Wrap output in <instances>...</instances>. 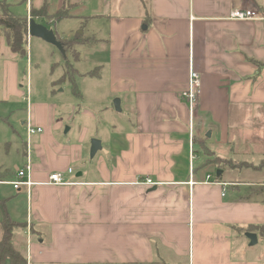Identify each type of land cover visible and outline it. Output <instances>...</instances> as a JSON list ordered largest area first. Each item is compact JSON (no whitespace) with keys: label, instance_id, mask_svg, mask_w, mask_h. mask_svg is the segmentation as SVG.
<instances>
[{"label":"crops","instance_id":"obj_1","mask_svg":"<svg viewBox=\"0 0 264 264\" xmlns=\"http://www.w3.org/2000/svg\"><path fill=\"white\" fill-rule=\"evenodd\" d=\"M27 6L45 8L48 16L68 12L56 22L37 17L42 25L75 19L105 33V57L92 72L76 68V77L100 78L104 70L109 98L121 101L120 112L115 106L109 112L110 152L102 147L87 166L93 134L83 127L63 137L59 102L33 93L32 51L25 76L20 56L1 38L0 106L13 98L27 104L25 118L17 115L24 104L0 110L1 123L26 135L22 167L28 154L33 167V186L18 191L27 206L23 223L34 231L27 264H264V237L248 231L264 225L258 192L264 189V0H29ZM78 6L90 14H72ZM240 9L261 20L229 18ZM64 31L56 34L75 43L76 63L83 61L79 48L101 42ZM191 71L201 77L193 111L183 96ZM28 123L43 130L29 145ZM9 139L4 131L0 145ZM78 164L86 170L65 174L70 185L49 184L50 174ZM18 170L0 166V176L16 180ZM7 212L19 221L12 208ZM247 233L257 235L255 246Z\"/></svg>","mask_w":264,"mask_h":264},{"label":"rangeland","instance_id":"obj_2","mask_svg":"<svg viewBox=\"0 0 264 264\" xmlns=\"http://www.w3.org/2000/svg\"><path fill=\"white\" fill-rule=\"evenodd\" d=\"M29 3V0H27ZM25 5L15 7L16 12H26ZM28 7V6H26ZM68 7V5H67ZM54 8V7H53ZM83 8L81 6L74 7L71 9L72 14L78 15L83 14ZM96 10V7H94ZM62 13L63 10L53 11L52 14L49 15L54 20ZM27 20L30 15V10L27 8ZM90 14V11L84 12L83 15L86 17ZM56 15V16H55ZM89 21L90 19H85ZM37 22V21H36ZM38 22H42L38 20ZM29 21H27V29H28ZM92 24V23H90ZM88 25L85 27L84 25H79V22L75 19L72 20H64L59 25L57 23L56 26L49 24V22L45 21L44 25L53 28L58 34L62 35V32H66L64 30H68V34L73 33V38H92L91 35L96 36L101 42L85 45L83 48H79L81 52V58L83 61L76 63L75 61L78 59V56L73 58L71 54L67 53L66 57L62 55V53L54 46L50 44H46V42H42L43 40L39 38H33L32 46L31 43L28 44V51H32V64L30 66L34 68V81H33V93L37 94L38 98L46 99L48 97H54L56 101L59 102L60 109L58 112L60 120L64 122V130L62 131L63 137H73L78 130L83 127H88L90 132L93 134V139L97 138L101 143L104 150L110 152L111 145L113 144V134L111 132V119H110V110L114 106L115 99L111 100L108 96V91L106 87V74H104V70H102L100 78L92 77L90 74L88 76L79 77L78 70L79 68L82 73L92 72L96 66H98L95 62L96 60L101 59V55L107 53L106 48V37L104 32L93 31L92 25ZM56 28V29H55ZM32 39V38H31ZM31 41V40H30ZM87 42V41H84ZM40 43V44H39ZM22 61V71L24 70L25 76L28 74V56L27 57H19ZM78 64V65H77ZM28 68V69H27ZM62 72L65 73L64 77L60 79V83L58 84L57 79L62 76ZM27 78V77H25ZM66 79V82H61ZM77 78V79H76ZM75 80L76 82H71L70 80ZM65 81V80H64ZM52 83L54 86L52 87ZM25 84V85H23ZM22 86L21 90L25 93L27 92L26 79L25 82H21ZM52 87V88H51ZM27 95V93H26ZM81 96V97H80ZM11 104H24V107L21 108L17 115L20 117L26 116V101L25 98L11 99L9 104L6 106H0L1 112H10L6 111L11 107ZM88 113V114H86ZM89 113L94 114L96 119H93ZM7 114V113H5ZM72 115V116H71ZM71 118L70 121H67L68 118ZM0 127H2V132L0 137L4 131H8L9 133V145H4L3 143L0 145V166H3L5 169L9 170L11 173L16 169L23 168L22 159L20 156V150L22 142L21 140H26V135L21 133L20 136H16L12 130L9 128L7 124L0 122ZM73 127V132L70 135H65V131L68 128ZM92 139V140H93ZM91 140V142H92ZM91 144V143H90ZM109 146V148H108ZM103 151V150H102ZM101 151V152H102ZM100 152V153H101ZM99 153V154H100ZM98 154V155H99ZM110 154V153H109ZM103 155V154H101ZM100 155V156H101ZM99 157V156H98ZM96 158L95 160H97ZM87 166H91L92 161L90 160V147L87 155V159L85 160ZM215 164L214 161H212ZM221 164V163H220ZM74 173L78 174L79 172H83L86 170L85 167L80 166V164L75 165ZM227 166L235 167L232 162H229ZM78 167V168H77ZM4 170V169H3ZM228 170V169H226ZM15 179L8 178L7 182L0 183V200L1 203L4 204L5 210L8 208H12L15 213V220H19L18 222L23 223L26 220L27 216V206L23 202L22 192L15 191L11 182ZM10 182V183H9ZM258 192L264 194V189L259 188ZM3 208L0 206V222L3 220ZM10 211V210H9ZM8 211V212H9ZM15 232L20 234L17 235V245H26L25 249L28 248L27 236L29 234H33V226L30 224L24 225L21 230H15ZM23 232V234H21ZM25 232V233H24ZM3 234V231L0 229V239ZM26 256V250L24 251Z\"/></svg>","mask_w":264,"mask_h":264},{"label":"trees","instance_id":"obj_3","mask_svg":"<svg viewBox=\"0 0 264 264\" xmlns=\"http://www.w3.org/2000/svg\"><path fill=\"white\" fill-rule=\"evenodd\" d=\"M25 4L27 6V0H0V40L2 37H4L11 51L20 57L28 56V14L26 6L25 13L16 12L15 7ZM59 13L60 15H58L57 18L54 17L55 22L59 19L67 17L68 15V12L64 10L62 11V13L61 11ZM30 15L31 18L35 20L37 17L47 16V18H49V16L46 15L45 8L40 11L30 9ZM50 19L53 18L50 17ZM58 39L61 40L59 37ZM61 42L63 43L67 53H74L71 54L73 58H75V56H78V59L75 61L77 62L80 57L74 46L75 43L67 42L64 40H61ZM66 79L68 80V78H64L65 81ZM64 80L61 82H65ZM70 81L75 82V80L73 79ZM6 178H8V176H0V181L4 182ZM1 202L2 201L0 200V206L4 210V215L0 225L1 230L3 231L0 239V264H27L28 261L24 254L26 245H17L18 237H16L17 235H15V230H21L26 224L13 221L10 218L8 212L5 210L4 204H2ZM248 231L258 232L262 237H264V225L252 226Z\"/></svg>","mask_w":264,"mask_h":264},{"label":"built area","instance_id":"obj_4","mask_svg":"<svg viewBox=\"0 0 264 264\" xmlns=\"http://www.w3.org/2000/svg\"><path fill=\"white\" fill-rule=\"evenodd\" d=\"M230 19L235 21H249V20H261L260 14L253 10H235L230 14ZM31 19L29 17L28 21ZM29 37V36H28ZM201 95V77L200 74L191 71L190 79L187 90L184 92L183 96L188 102L191 111H193L197 105L198 99ZM43 130L41 128L34 127L31 123L27 125V136H28V145L33 136L36 134L42 133ZM32 163L30 160V155H27L26 164L23 169L18 170L17 179L11 182L15 191H21L23 188L30 190L33 186L29 179V175L32 171ZM74 170L72 168L67 169L65 172H54L49 175L48 182L51 185L55 186H64L70 185V183L65 181L64 175L69 174L72 175ZM207 179L209 180L210 177L208 176ZM146 183L148 185H153L151 180H147Z\"/></svg>","mask_w":264,"mask_h":264},{"label":"water","instance_id":"obj_5","mask_svg":"<svg viewBox=\"0 0 264 264\" xmlns=\"http://www.w3.org/2000/svg\"><path fill=\"white\" fill-rule=\"evenodd\" d=\"M28 36L32 38H39L56 47L64 57H66V50L64 48L61 40L58 39V35L53 29H49L45 25L37 23L35 19L31 18L28 24ZM121 101L116 99L114 101V106L116 111H121L120 107ZM102 150V143L98 139H93L91 142V152L90 157L93 159L95 155ZM220 173H218L219 175ZM246 237L250 240V246H255L258 243V237L254 233H247Z\"/></svg>","mask_w":264,"mask_h":264}]
</instances>
